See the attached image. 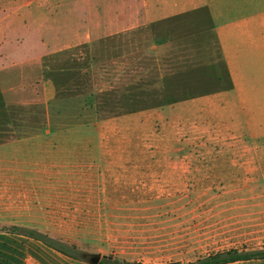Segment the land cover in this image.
<instances>
[{"label": "rangeland", "instance_id": "rangeland-1", "mask_svg": "<svg viewBox=\"0 0 264 264\" xmlns=\"http://www.w3.org/2000/svg\"><path fill=\"white\" fill-rule=\"evenodd\" d=\"M256 3L264 6V0ZM13 4V0H0V11L5 12L0 16L5 57L36 44L35 37L41 40L37 29L47 20L60 25L75 21L79 29H90L88 13L70 16L72 3L56 7L54 17L47 13L35 19L27 11L22 12L25 16L13 18L8 11ZM112 4V0H102L99 8L109 9ZM137 29L55 52L41 60L43 65L12 69L11 63L3 65L0 143L39 134L48 122L69 126L90 122L93 114L89 111L97 112L98 120L119 117L129 109L150 108L230 85L206 12ZM156 29L165 34V51H156L151 45ZM32 56L24 55L22 60ZM42 76L57 90L53 100L47 95L44 99L42 85L37 83ZM250 93L251 120L260 121L264 119L260 115L264 93ZM158 128L143 132L115 128L111 147L106 144L105 131L98 132L97 171L93 163L90 169L89 159L83 156L82 175L86 176H82L81 187L79 183L73 186V179L71 183L65 179L64 187H70L59 195L58 203L44 208L47 220H41L38 228L24 227L66 243L71 254L77 249L78 259L35 240L1 235L0 264H90L82 257L85 253L131 263H189L231 249H264V123L253 132L259 138L258 161L248 154V147L233 149L234 145L215 139L220 134L216 128L208 131L209 140L198 139L180 151L173 146L171 130ZM107 152L133 157L179 152L190 160L181 163L182 171H175L174 163L172 167L162 163L161 168L146 172L107 171L102 163ZM7 228L13 232V227L0 226V233Z\"/></svg>", "mask_w": 264, "mask_h": 264}, {"label": "crops", "instance_id": "crops-1", "mask_svg": "<svg viewBox=\"0 0 264 264\" xmlns=\"http://www.w3.org/2000/svg\"><path fill=\"white\" fill-rule=\"evenodd\" d=\"M101 1L15 0L14 2L13 0L15 4L8 10L13 18L25 16L23 11L31 12L30 18L33 19L43 18L47 13L54 17L56 7H60L63 2L72 3L74 7L70 16L84 17L88 13L90 29H79L75 21H68L65 25L55 21L59 24L56 26L55 22L51 24L47 20L37 29L42 39L35 37L36 44L34 42L28 44L29 47L25 51L15 52L13 57H5L2 55L5 48H1L4 46L0 44V73L6 70L4 67L8 63H11V69L26 64L39 65L42 64L43 59L55 52L134 32L139 30L137 29L139 27L156 25L197 12H206L231 85L119 117L98 120L97 112L89 111L91 116L93 114V120L91 119L90 122L73 126L48 122L43 132L39 134L17 137L0 143V226L38 228L42 225L41 220L47 218L43 213L44 208L49 207L51 203H58L59 195L66 192V187H70V185L64 187L65 179H68L69 183L73 179V186L79 183L77 186L81 187L82 176H86V173L82 175L83 156L89 159L90 169L93 163V168L97 171V157L101 146L98 132L103 130L106 144L111 147L114 144L112 132L116 131L115 128H120L122 132L130 129L143 132L155 127L157 130L158 127L167 128L171 130L173 146L176 147V151H180L198 139L209 140L208 131L216 128L220 134L218 133L215 139L228 146L234 145L233 149L237 146L248 147V154L253 156V160L259 159L257 150L259 138L254 137L253 132L259 129V124L264 123V119L251 120L253 112L250 109V100L253 94L250 91L259 90L264 93L263 4L256 3V0L242 2L238 0H112L113 4L109 9L101 10L99 8ZM4 13L0 11V16ZM87 19L86 17L85 20ZM17 30L13 29V33H18ZM164 35L161 29L154 30L151 40L154 50L160 52L167 50L168 44ZM30 39L33 41L34 37ZM34 54L36 56H32ZM24 55L32 57L22 60ZM39 82L42 85L44 99L47 95L53 100L57 95L53 83L45 80L43 76L37 83ZM11 90L14 91L15 88ZM260 115L264 116V106ZM83 132L94 136L84 138ZM116 155L112 152L105 153L102 163L107 171L136 169L139 172H146L161 168L162 163L170 167L174 163L175 171H182L179 169L181 163L190 160L187 159V154L179 152L172 155L160 153L161 156L158 157L145 154L134 157ZM151 162H154L153 166H149ZM5 230L0 236L30 239L7 232L8 228ZM238 263L246 262L234 264Z\"/></svg>", "mask_w": 264, "mask_h": 264}, {"label": "trees", "instance_id": "trees-1", "mask_svg": "<svg viewBox=\"0 0 264 264\" xmlns=\"http://www.w3.org/2000/svg\"><path fill=\"white\" fill-rule=\"evenodd\" d=\"M215 36V34H214ZM108 40V39H107ZM104 41V40H103ZM219 48V47H218ZM220 51V50H219ZM221 54V52H220ZM222 56V55H221ZM225 65V64H224ZM226 68V66H225ZM227 70V68H226ZM228 75V71H227ZM229 77V75H228ZM230 80V78H229ZM231 85V81H230ZM229 85V86H230ZM132 100H137L135 97H131ZM183 100V99H181ZM178 101V100H176ZM174 101V102H176ZM173 102L166 101L162 102L159 105H155L153 107H160L164 106L167 104H170ZM133 104V103H130ZM123 106H128V105H123ZM131 106V105H129ZM151 108V107H150ZM147 109V108H144ZM143 109H129L126 112H121L119 113L120 115L125 114V113H133L137 112ZM13 233L18 234L20 236H25L27 238L33 239L35 241L43 243L45 246H47L50 249H53L65 256L72 257L75 259H78L79 257L77 256L79 253L77 252V249L73 248L72 250L76 251L74 254L69 253V245H67L64 242L57 241L35 229H28L24 227H13ZM256 260H264V249L261 250H239V249H231L225 252H220L214 255H210L208 257H204L201 259H198L195 262H189V263H183V262H171V263H166V264H234L237 262H249V261H256ZM100 264H142L138 262H124V261H119V260H113L111 257L103 259Z\"/></svg>", "mask_w": 264, "mask_h": 264}, {"label": "water", "instance_id": "water-1", "mask_svg": "<svg viewBox=\"0 0 264 264\" xmlns=\"http://www.w3.org/2000/svg\"><path fill=\"white\" fill-rule=\"evenodd\" d=\"M83 259L86 260L90 264H100L103 259L108 257L102 256L101 254H83Z\"/></svg>", "mask_w": 264, "mask_h": 264}]
</instances>
